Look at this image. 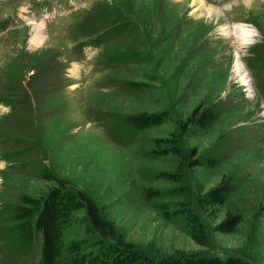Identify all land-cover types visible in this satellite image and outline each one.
Masks as SVG:
<instances>
[{
    "label": "rangeland",
    "instance_id": "1",
    "mask_svg": "<svg viewBox=\"0 0 264 264\" xmlns=\"http://www.w3.org/2000/svg\"><path fill=\"white\" fill-rule=\"evenodd\" d=\"M95 37L107 40L79 49ZM126 54L134 58L115 62ZM1 100L11 105L0 103V264H38V243L27 253L14 247L5 219L21 196L55 185L46 175L86 191L123 241L142 250L241 252L264 264V0H0ZM214 103L218 120L185 141L217 161L189 172L196 193L224 178L234 185L227 203L203 216L204 249L163 217L160 206L173 198L147 202L144 191L173 187L157 178L175 163L150 153L154 141ZM163 111L172 120L159 127L136 132L122 122ZM228 212L243 217L236 233L214 232ZM82 234L75 221L65 240Z\"/></svg>",
    "mask_w": 264,
    "mask_h": 264
},
{
    "label": "trees",
    "instance_id": "2",
    "mask_svg": "<svg viewBox=\"0 0 264 264\" xmlns=\"http://www.w3.org/2000/svg\"><path fill=\"white\" fill-rule=\"evenodd\" d=\"M106 40L96 37L92 44L98 46ZM117 58L124 62L134 58V54L129 58L127 54L117 55L115 62ZM126 83V90H142L145 87L141 83ZM0 103L11 105L6 100ZM221 110L218 103L198 106L183 121L176 123V131L169 137L154 141L150 153L171 158L175 163L174 171L160 172L157 178L173 184V187L166 191L152 188L144 191L147 202L173 198L172 204L160 206L163 217L168 221L178 220L188 238L204 249H209L211 244L203 216L213 214L217 208L224 206L234 192V185L230 179L224 178L205 193H196L191 186L189 172L201 167L214 169L217 161L199 156L198 150L189 148L185 141L208 130L218 120ZM170 120L172 117L167 111L122 117L123 124L136 132L162 126ZM46 177L55 185L39 197L21 196L18 203L7 206L8 217L5 219L10 223L14 247L27 253L38 243V264H250L248 257L241 252L228 257L204 254L160 256L142 250L123 241L117 227L105 218L86 191L67 187L55 176ZM79 212L83 213V217L78 220L75 215ZM257 214H264V204L259 206ZM75 221H80L83 234L66 241L65 233ZM242 222V215L228 212L212 230L219 234H234Z\"/></svg>",
    "mask_w": 264,
    "mask_h": 264
},
{
    "label": "bare ground",
    "instance_id": "3",
    "mask_svg": "<svg viewBox=\"0 0 264 264\" xmlns=\"http://www.w3.org/2000/svg\"><path fill=\"white\" fill-rule=\"evenodd\" d=\"M198 1V0H197ZM213 3V2H212ZM210 11H213V10H210Z\"/></svg>",
    "mask_w": 264,
    "mask_h": 264
}]
</instances>
